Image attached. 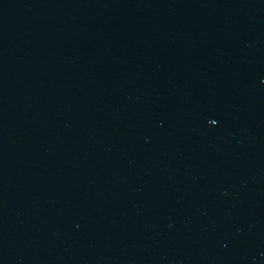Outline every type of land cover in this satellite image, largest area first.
<instances>
[{
	"label": "water",
	"instance_id": "water-1",
	"mask_svg": "<svg viewBox=\"0 0 264 264\" xmlns=\"http://www.w3.org/2000/svg\"><path fill=\"white\" fill-rule=\"evenodd\" d=\"M0 264H264V0H0Z\"/></svg>",
	"mask_w": 264,
	"mask_h": 264
}]
</instances>
